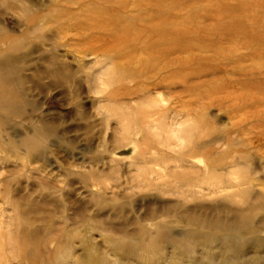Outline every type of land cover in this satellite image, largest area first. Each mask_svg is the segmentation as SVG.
<instances>
[{
    "label": "rangeland",
    "instance_id": "obj_1",
    "mask_svg": "<svg viewBox=\"0 0 264 264\" xmlns=\"http://www.w3.org/2000/svg\"><path fill=\"white\" fill-rule=\"evenodd\" d=\"M75 2L0 0V28L22 45L20 76L31 102L0 137V264H26L15 205L28 223L19 233L35 243L28 253L48 256L68 233L69 259L58 255L65 264H82L91 248L116 263L108 240L138 225L155 231L176 203L214 217L264 194V41L247 44L238 35L250 31L244 12L233 10L237 22L227 24L216 16L215 0H118L122 25L144 29L163 4L174 22L217 30L185 41L191 50L143 67L144 36L130 65V49L116 53L111 32L75 29L95 4L112 15L116 3ZM256 28L264 34L261 17ZM53 61L66 67L65 82L50 77ZM41 122L52 133L31 156L20 143Z\"/></svg>",
    "mask_w": 264,
    "mask_h": 264
},
{
    "label": "bare ground",
    "instance_id": "obj_2",
    "mask_svg": "<svg viewBox=\"0 0 264 264\" xmlns=\"http://www.w3.org/2000/svg\"><path fill=\"white\" fill-rule=\"evenodd\" d=\"M223 1L235 5L227 6ZM93 2L94 0H92ZM105 2L112 5L116 3L117 5L118 0H105ZM214 5L216 16L226 19L225 23L227 24L237 22V19L230 16L233 10L244 12L242 23L248 27L246 30L250 29V31L249 33L238 31V35L243 36L247 40V44H253L255 40L264 41V34L260 35L262 38L256 35L257 21L260 17L264 19V2L215 0ZM96 6L95 4L92 10H88V15L75 25V29L78 34H82L84 30L99 31L101 37H107L111 32L110 38H112V45L114 44L116 53L125 48L130 49V52L125 55L128 64L137 58L135 48L140 38L143 39L141 36L145 37L143 41L147 48L144 52L148 55L147 59H140L144 67L149 65V59L155 61L163 58L166 61L176 51L187 52L191 50L192 46L185 41L197 40L206 33L213 37L217 31L210 30L204 33L203 30L197 28L193 20H185L183 24L174 22L170 17L165 16L163 4L156 6L155 12L148 17V25L144 29L137 28L133 22L122 25V18L118 15L117 10L121 9L123 5H117L116 11L112 15L107 12L108 8L105 11L103 10L104 6L102 9H98ZM174 7L177 8V6ZM104 8L106 9V7ZM155 21L158 23L155 24ZM228 32L230 29H227ZM247 35L249 37H246ZM0 43L6 45V47H2L3 45L0 44L1 137L3 131L12 126L13 121L24 117L31 102L27 99L22 85L23 79L20 76L25 70L24 65H26L25 57L17 55L18 49L22 45L17 47L16 41L6 35L3 28H0ZM65 68L63 64L53 61L48 71L50 77L65 82L67 79ZM51 133L52 130H49V126L46 124L42 122L35 124L20 145L27 149L29 155L33 156L40 150L38 140L45 139ZM9 146H11V150L17 152L18 147L16 145L10 143ZM177 209L182 210L184 214H174ZM13 210L17 216L13 224L17 231L16 241L20 247V259L26 261V264H65L58 255L64 253V256L68 255L65 260L69 259L71 235L67 233L64 235L66 237L62 238L63 240L59 239L58 249L50 252L48 256L41 258L43 253L40 252L39 256L30 254L27 247L34 246L33 236L27 237V231L26 234L19 233L20 227L28 223L22 222L21 218L19 219L20 208L18 206L15 205ZM258 211L262 213L259 215ZM201 215L196 214L193 209L187 208L186 204L176 203L168 210L167 215H164V218L156 223L155 231L138 225L131 232L127 229L122 230L119 238L109 239L108 243L114 251V255H112L116 263H111L110 258L91 248L85 253L82 264H264V194L260 195L256 201L248 199L241 207L235 205L225 207L219 210L214 217ZM125 227L127 228V225ZM169 249L172 250L170 256L166 253Z\"/></svg>",
    "mask_w": 264,
    "mask_h": 264
}]
</instances>
